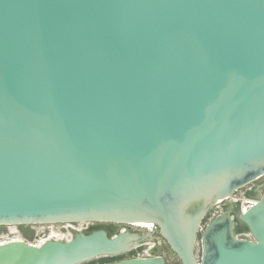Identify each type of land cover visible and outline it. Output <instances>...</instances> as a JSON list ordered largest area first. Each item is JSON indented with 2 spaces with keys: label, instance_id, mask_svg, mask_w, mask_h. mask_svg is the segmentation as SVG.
Segmentation results:
<instances>
[{
  "label": "water",
  "instance_id": "1",
  "mask_svg": "<svg viewBox=\"0 0 264 264\" xmlns=\"http://www.w3.org/2000/svg\"><path fill=\"white\" fill-rule=\"evenodd\" d=\"M262 175L264 0H0V224L153 222L182 264H264L259 193L200 230ZM136 230L9 240L0 264L116 256Z\"/></svg>",
  "mask_w": 264,
  "mask_h": 264
},
{
  "label": "rangeland",
  "instance_id": "2",
  "mask_svg": "<svg viewBox=\"0 0 264 264\" xmlns=\"http://www.w3.org/2000/svg\"><path fill=\"white\" fill-rule=\"evenodd\" d=\"M262 179H264V176L262 177ZM242 190L240 189L239 192H236V194L234 196H239L241 199V203L243 201V199H249L252 200L254 196H256V194H260L262 196H264V185L260 188H257V190H252L251 192L248 191L247 194H242ZM243 195V196H242ZM250 204V202H245L244 205H248ZM226 205H221V206H217V205H212L208 211L206 212V214L204 215V217L201 220V225L204 228V226L217 214L221 213L222 211H224ZM94 226L96 225H100L101 223L99 222H91ZM66 223H62V222H52V223H44V224H38V223H31V224H16V225H6V224H0V242L8 240V238H15V237H24L25 239L31 240L34 237H44L45 238H70L73 235V232L68 229L66 227ZM71 226H73V228L77 229V230H83L85 228H90L92 227L90 225L89 222H85V221H79V222H71L70 223ZM64 226V227H63ZM141 233V235H143L144 238V244L142 245V249L138 248H132L129 249L119 255L116 256H102V257H98L95 259H92L90 261L81 263V264H106L115 260H119V259H123V258H129V257H133L134 255L136 256L137 253H142L143 250H145V253L149 254V249L153 248L151 247L154 242H152L154 239H152V237H156L157 238V242H159V244L161 245V253L163 254V256L166 258V260L171 263V264H182L181 261L179 260V258L171 251V249L169 248V246L167 245V243L164 241V239L161 237V235L159 234V232H154L152 235L148 234V231L146 229H138ZM53 232L57 235H53ZM201 231L198 233V237H197V242H196V255L198 256V258L201 255V235H200ZM238 235L240 237H249L250 234L249 232H247L246 230H242L241 232L238 233ZM12 238V239H13ZM137 245V244H136ZM151 245V246H149ZM155 245V244H154ZM149 246V249H148Z\"/></svg>",
  "mask_w": 264,
  "mask_h": 264
},
{
  "label": "flooded vegetation",
  "instance_id": "3",
  "mask_svg": "<svg viewBox=\"0 0 264 264\" xmlns=\"http://www.w3.org/2000/svg\"><path fill=\"white\" fill-rule=\"evenodd\" d=\"M264 175L258 177L257 179L251 181L250 183L236 189L232 195H230L229 197L225 198L222 200V202H217L215 203L214 205H217V206H221V205H226V209H224V211L228 212L229 214H231V216H234L235 213L238 211V208H239V201H240V197L239 196H234L236 194V192H239L240 189H243L242 190V194H247L248 191H252V190H257V187H262L264 185V179H262ZM242 195V196H243ZM245 196V195H244ZM228 207V208H227ZM228 209V210H227ZM234 209V211H233ZM230 210V211H229ZM223 212V211H222ZM221 212V213H222ZM220 214V213H219ZM218 215V214H217ZM68 223H71L68 221ZM101 223V226L100 225H93L91 222H90V225L92 227L90 228H85L84 230H88V229H92L93 227H101V228H105L109 233H113V232H117V231H122L126 228H133V229H137V227L133 226L131 223H121V222H99ZM64 227V226H63ZM66 227L68 229H70L71 231L72 230H75V228H73V226H71L70 224L69 225H66ZM152 228V229H151ZM139 229H146L148 231V233H150L151 235L154 233V232H158V228L154 225H152L150 228H140ZM152 239H154L152 242H154V244L151 246L153 247V249H157L159 250V252L161 251V245L159 244V242H157V238L156 237H152ZM146 240V239H145ZM144 238H143V235H141L139 238H138V243L137 245L133 246L132 248H135L138 249H142V245L144 244ZM165 241V240H164ZM149 246H148V249H149ZM131 248V249H132ZM152 249V248H151ZM149 253V252H148ZM161 253V252H160ZM162 254V253H161ZM149 254L145 253V256H148ZM163 255V254H162ZM135 257V255L133 256Z\"/></svg>",
  "mask_w": 264,
  "mask_h": 264
},
{
  "label": "bare ground",
  "instance_id": "4",
  "mask_svg": "<svg viewBox=\"0 0 264 264\" xmlns=\"http://www.w3.org/2000/svg\"><path fill=\"white\" fill-rule=\"evenodd\" d=\"M251 192V191H250ZM225 196H223L221 199H219V200H217L216 202H214V203H212L211 205H209V206H212V205H214L215 203H217V202H222V200H223V198H224ZM243 201H244V203L245 202H250V204H248V205H244V203L242 202L241 203V200L239 201V208L238 209H240L241 210V212L243 211V210H246L251 204H253L255 201H256V198H253L252 200H249V199H243ZM228 208V207H227ZM226 209V208H225ZM228 210V209H227ZM230 211V210H229ZM233 211H234V209H233ZM64 223H66V224H70V223H68V221H63ZM62 222V223H63ZM49 223H52V222H49ZM38 224H44V222H39ZM133 226H135V227H137V230H136V232L134 233V232H132V233H134L137 237H140L141 236V233H140V231L138 230L139 229V227L140 228H150L152 225H153V222L151 223V224H143V223H138V222H132L131 223ZM6 225H16V224H6ZM152 229V228H151ZM125 230V229H124ZM148 234H150V233H148ZM53 235H57V234H55L54 232H53ZM49 238H51V237H49ZM12 240H22L20 237H15V238H13ZM3 242H6V241H2V242H0V244L1 243H3ZM44 242V241H43ZM151 249V248H150ZM150 249H149V252H150ZM153 249V248H152ZM151 249V250H152Z\"/></svg>",
  "mask_w": 264,
  "mask_h": 264
},
{
  "label": "built area",
  "instance_id": "5",
  "mask_svg": "<svg viewBox=\"0 0 264 264\" xmlns=\"http://www.w3.org/2000/svg\"><path fill=\"white\" fill-rule=\"evenodd\" d=\"M204 227H205V226H204ZM200 230H203L202 225H200ZM12 238H13V237L8 238V240H5V241L12 240ZM20 238H21L22 240H25V241L28 242V243L36 244V245L42 243L43 241H45V240L47 239V238H45V236H44V237H34V238L31 239V240L25 239L24 237H20ZM143 256H145V250H143L142 253H137L135 257H143Z\"/></svg>",
  "mask_w": 264,
  "mask_h": 264
}]
</instances>
